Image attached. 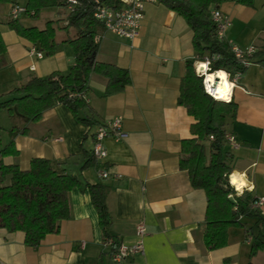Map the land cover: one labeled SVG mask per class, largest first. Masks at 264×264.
<instances>
[{
    "label": "crops",
    "instance_id": "obj_1",
    "mask_svg": "<svg viewBox=\"0 0 264 264\" xmlns=\"http://www.w3.org/2000/svg\"><path fill=\"white\" fill-rule=\"evenodd\" d=\"M12 4L24 6L19 1L0 3V35L6 48L0 57V103L31 78L67 73L74 63L72 47L66 41L74 39L76 31L66 27V16L58 18L56 31L61 35L55 33V54L37 59L29 55L33 46L7 26ZM220 11L230 19L223 38L229 45L253 46L257 52L264 49V0H254L250 7L228 1ZM191 41L192 32L183 17L156 1L145 4L134 39L104 29L99 33L96 61L127 69L131 82L121 93L105 96V79L90 76L88 107L81 116L90 118L92 128L57 103L38 122L26 125L27 135L14 137L18 155L2 158L4 164L27 170L33 158H44L60 163L79 180L80 187L69 192V218L60 223L57 234L46 236L38 247H26L21 232L0 229V264H264V249L249 260L251 239L245 228H230L227 245L219 250L208 251L203 244L205 194L193 189L187 173L179 169L181 142L193 137L190 127L195 123L177 105L185 62L194 57ZM262 59L264 56H256L231 90L237 110L225 125L226 135L237 144L235 149L225 142L232 174L242 177L246 183L242 191L257 201L264 199ZM115 118L122 119L127 137L118 142L107 137V157L84 167L92 157L97 127ZM5 120L0 115V129L6 131L0 151L11 140L13 125L24 126L11 119L6 124ZM102 171L106 178L99 176ZM86 184L104 187L111 217L109 233L119 244H135L139 240L136 227L144 225L143 254L119 263L111 261ZM259 210L264 214V205ZM245 224L248 228L251 222Z\"/></svg>",
    "mask_w": 264,
    "mask_h": 264
},
{
    "label": "trees",
    "instance_id": "obj_2",
    "mask_svg": "<svg viewBox=\"0 0 264 264\" xmlns=\"http://www.w3.org/2000/svg\"><path fill=\"white\" fill-rule=\"evenodd\" d=\"M18 0H0V3H16ZM26 14L36 18L41 9H67L69 0H22ZM72 12L66 16L67 28L76 31V37L66 42L72 47L74 63L67 73L54 72L46 78H31L8 93L9 98L0 103L11 120H19L24 126L10 129L11 140L0 151V229L8 233L21 232L24 244L36 248L48 235L59 232L60 223L69 218V192L80 187L79 180L68 174L60 163L44 158H33L27 170L18 165L3 163L2 158L17 156L14 137L28 134L26 125L38 122L42 114L57 103L68 108L75 119L92 128L89 117L81 116L86 109V92L92 74L105 79L104 95L113 96L129 86L131 79L127 69L96 61L97 37L104 29L93 14L98 6L118 9V0H75ZM96 1L98 4H96ZM252 6L254 0H156L186 21L192 32L194 57L185 62L184 73L179 82L177 105L183 107L195 121L190 127L192 138L181 142L179 169L187 173L193 189L202 190L206 198L202 240L208 251L219 250L227 245L230 228H245L251 239L249 260L264 249V214L255 208L257 200L248 192L237 195L229 184L232 168L225 144V125L233 119L237 106L217 101L206 94L203 78L195 73V64L209 62V74L222 73L232 77L244 73L240 60L236 59L229 45L217 36L210 14L220 10L225 2ZM58 22L49 21L42 30L25 27L20 18L10 20L8 28L28 41L33 48L46 57L55 54V33ZM5 44L0 35V57L5 54ZM264 56V49L254 53ZM264 62V59L261 60ZM229 81V80H228ZM213 137V141H210ZM94 161L88 159L84 167ZM99 225L104 234V245L109 254L116 249L118 241L109 233L111 217L105 205V189L102 185L86 184ZM251 222L247 228L245 222ZM111 244V246H109ZM250 264V263H249Z\"/></svg>",
    "mask_w": 264,
    "mask_h": 264
},
{
    "label": "built area",
    "instance_id": "obj_3",
    "mask_svg": "<svg viewBox=\"0 0 264 264\" xmlns=\"http://www.w3.org/2000/svg\"><path fill=\"white\" fill-rule=\"evenodd\" d=\"M155 1L156 0H118L120 4V7L118 9H107L105 7L98 6L93 14V17L103 25L105 31L110 32L118 37L131 40L138 35L140 24L143 20L145 4L152 3ZM68 4L69 5L66 10L67 12H72L76 1L69 0ZM96 4H98L97 1ZM25 14L26 9L24 6L18 4H12L10 6L9 15L11 20H17ZM210 17L213 24L215 25L217 36L223 39L225 31L230 25L229 17L224 15L220 10H213L210 14ZM231 51L234 57L241 61L242 67L246 69L251 64L248 59L254 53H256V48L253 46L246 48L231 46ZM29 55L37 59H42L43 57V54L38 52L35 48L30 50ZM202 63H204L206 69L204 71H200L196 64L195 73L203 78V87L206 94L216 100L214 95L207 89L205 83V74L209 73V62L205 61ZM30 69L34 70V67L32 66ZM241 76L242 73L238 72L232 77L231 80L227 75V79L232 83V86L234 87V85H236L241 79ZM231 94L229 99L224 102H229L231 100ZM110 136L116 142L121 141L127 137V135L122 130L121 118H115L105 124H100L97 127L96 132L94 133V142L92 148V156L95 160H104L107 157V150L104 146V140ZM224 140L226 143H229L233 148H237V144L231 135H225ZM210 141H213V137H210ZM99 176L101 178H106L107 173L102 171L99 173ZM229 184L231 185L230 179ZM231 186L235 190V193L237 195L243 192H238L233 185ZM262 205H264V199L258 200L255 203V208L259 209ZM136 235L139 240L135 244L131 246L118 244L116 249L111 252L110 258L113 263H119L128 257L143 254L142 239L146 235V230L142 223L137 225ZM109 246H111V244H109Z\"/></svg>",
    "mask_w": 264,
    "mask_h": 264
},
{
    "label": "rangeland",
    "instance_id": "obj_4",
    "mask_svg": "<svg viewBox=\"0 0 264 264\" xmlns=\"http://www.w3.org/2000/svg\"><path fill=\"white\" fill-rule=\"evenodd\" d=\"M18 1L20 3H23L22 0H18ZM58 13H60V14H58ZM67 15H68L67 10H65L63 8H47V9H41L39 11L38 16L36 18H31L29 16H22L21 17V20H22L21 23L22 24L24 23L27 26H33V27H36L39 30H42L47 22H49V21L58 22V18L60 16L63 17V16H67ZM56 33H57L58 37L61 35V32L60 31H56ZM213 76H216V73ZM1 92H2V88L0 87V95H1ZM0 99H1V97H0ZM0 115H2V117H4V119H6L5 120L6 124H8V123L10 124V120H9L10 118L8 117V115H7V113H6L5 110L0 109ZM13 121H14L15 124L20 123L19 120H13ZM11 122H12V120H11ZM0 128H3V127H0ZM5 130H7V129H5ZM5 132L6 131H4V129H0V144H4L3 143L4 142L3 141V138L5 137V134H4ZM222 151H223V153L225 155L227 153H229V150H228L226 144L223 145ZM228 164H229V162H228Z\"/></svg>",
    "mask_w": 264,
    "mask_h": 264
},
{
    "label": "bare ground",
    "instance_id": "obj_5",
    "mask_svg": "<svg viewBox=\"0 0 264 264\" xmlns=\"http://www.w3.org/2000/svg\"><path fill=\"white\" fill-rule=\"evenodd\" d=\"M200 71H204L206 66L204 63H197ZM205 83L207 89L214 95L218 101H227L230 97L231 90L233 88L232 83L228 81L226 75L222 73H216V76H211L209 73L205 74ZM231 185L236 186V190L241 192L246 186V183L242 177L232 174L230 178ZM241 190V191H239Z\"/></svg>",
    "mask_w": 264,
    "mask_h": 264
}]
</instances>
